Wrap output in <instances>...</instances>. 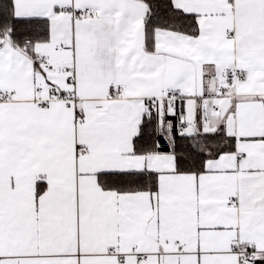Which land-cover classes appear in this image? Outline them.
I'll list each match as a JSON object with an SVG mask.
<instances>
[{
    "label": "snow or ice",
    "instance_id": "snow-or-ice-1",
    "mask_svg": "<svg viewBox=\"0 0 264 264\" xmlns=\"http://www.w3.org/2000/svg\"><path fill=\"white\" fill-rule=\"evenodd\" d=\"M0 264H264V0H0Z\"/></svg>",
    "mask_w": 264,
    "mask_h": 264
}]
</instances>
